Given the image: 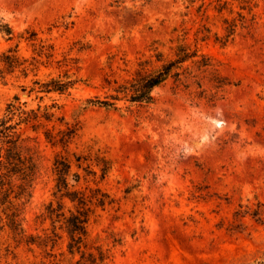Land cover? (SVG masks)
I'll return each mask as SVG.
<instances>
[{"label": "rangeland", "instance_id": "rangeland-1", "mask_svg": "<svg viewBox=\"0 0 264 264\" xmlns=\"http://www.w3.org/2000/svg\"><path fill=\"white\" fill-rule=\"evenodd\" d=\"M0 20L14 33L0 32V61L18 58L1 63L0 117L15 97L54 115L19 129L37 173L31 188L21 174L0 185V264H90L100 251L105 264H264V0H0ZM186 54L153 103L113 99ZM51 80L73 85L39 92ZM59 161L92 200L81 251L65 223L75 205L47 212Z\"/></svg>", "mask_w": 264, "mask_h": 264}, {"label": "trees", "instance_id": "trees-1", "mask_svg": "<svg viewBox=\"0 0 264 264\" xmlns=\"http://www.w3.org/2000/svg\"><path fill=\"white\" fill-rule=\"evenodd\" d=\"M234 25H230V28ZM232 29V28H231ZM0 32L5 33L11 38L14 37V33L11 27L3 24L0 20ZM194 55H184L176 62H171L167 66H164L161 70L154 72H146L142 70L138 71V77L134 78L129 85H121L116 89L118 93L114 96V100H119V95L124 94L125 97H129V100L133 103H153L154 97L152 95L153 90L164 83L171 75L173 67L177 63H182L193 57ZM18 58L14 55H3V60L0 61V74H3L4 70L1 69V63H6V70L16 68L18 64ZM15 60V61H14ZM146 63H141L143 67ZM178 75V74H177ZM38 85L39 92L51 93L59 92L63 93L67 91L72 83H62L59 80H51L50 82L41 83L35 82ZM35 90V89H34ZM105 106H112L114 103L109 101L99 102ZM53 114L46 110L44 113H40V110H26L23 104L19 102V98L15 97V102L8 104L4 117H0V185H5V181L12 179L14 175L21 174L25 182V186L32 187V182L35 179L37 168L33 164L32 156H24L21 147V134L19 129L23 124L29 125L34 131H37L40 127H44V120L51 122ZM46 139L53 144L57 143L56 135L51 130H47L45 133ZM71 138L69 134L64 135L61 142L67 144ZM62 165V166H61ZM71 165L68 162H60L57 164L56 172L58 175L57 189L60 192V202L55 207L51 202L47 207V212L51 218L56 217L60 219L64 217L62 212L64 199H69L76 208V213H72L69 218L65 217L66 229L71 239L69 248L71 252L75 250L81 251V248L85 246L84 241L87 237L88 224L93 214V210L89 206L92 204V200L88 199V196L84 191L70 189V185L67 181V177L70 173ZM107 169H104V173ZM77 182H79L80 176L76 174ZM23 188V191L28 188ZM26 192V191H25ZM99 192V190H98ZM108 196L102 193V197L98 198V205L105 206ZM88 262L90 264H105L107 256L100 251L98 255L94 253L88 254ZM87 264V263H78Z\"/></svg>", "mask_w": 264, "mask_h": 264}]
</instances>
